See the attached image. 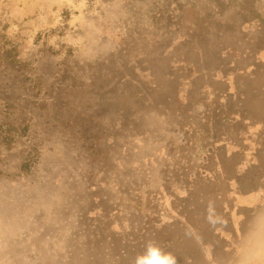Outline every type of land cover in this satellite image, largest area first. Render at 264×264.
Listing matches in <instances>:
<instances>
[{"label":"rangeland","instance_id":"374dc122","mask_svg":"<svg viewBox=\"0 0 264 264\" xmlns=\"http://www.w3.org/2000/svg\"><path fill=\"white\" fill-rule=\"evenodd\" d=\"M212 2L0 0V264H136L149 246L176 264H264V108L236 124L237 106L216 113L222 86L194 94L180 75L181 102H209L187 139L183 107L136 120L121 85Z\"/></svg>","mask_w":264,"mask_h":264},{"label":"crops","instance_id":"0c3cea01","mask_svg":"<svg viewBox=\"0 0 264 264\" xmlns=\"http://www.w3.org/2000/svg\"><path fill=\"white\" fill-rule=\"evenodd\" d=\"M215 1L217 3L212 2V6L206 4V13L200 15L201 19L197 21V25L189 26L187 29L189 37H186L188 41L186 39L178 41L171 50L158 58H153L151 68L150 61L145 60L147 64L143 72H140L139 67L133 66V73L131 75L127 73L123 78L122 86L128 85L130 81L129 85L137 89L136 101L143 110L137 109L131 114L136 120L143 121L144 118L148 120L150 115L153 121H158L160 118L154 109L166 106L165 108L168 109L164 110L162 115L169 117L168 121L175 122L174 117L180 116L176 113L180 111L177 107H183V122H186L184 135L187 139H191L192 136L197 137L200 133L198 137L202 138V130L195 123H205L208 119L209 102L191 98V96L181 102L178 91L184 85L190 87L189 91H193L194 94L206 93L207 86L217 83V86H222L221 90L233 96L232 99L226 100L228 104H224L226 103L224 100L214 101L218 103L217 107L221 108L216 112L217 115L228 119L223 111L224 107L237 106V113L232 108L229 116L234 123L242 122L249 125L259 122L254 113L249 111L252 108L260 112V109L264 108V101L256 103L249 97H251L250 91L264 93V0ZM232 8L235 10L229 12ZM238 14L239 22L234 24V29H231L230 23L233 19L230 17ZM196 34L201 35V43L196 42ZM181 46L183 48L186 46L188 53L179 56ZM156 59L160 61V65L162 63L166 65V69L159 68L160 71H157V67L153 64ZM195 72L197 77L193 78ZM180 75H182L183 85L179 82ZM141 85L145 87L141 88ZM234 91L248 93L245 94L246 99H236ZM243 93L240 94L243 96ZM148 112L153 113L148 114ZM108 116L106 114L99 118L106 119ZM162 120L165 119L162 118ZM187 139L183 150L190 151L192 145Z\"/></svg>","mask_w":264,"mask_h":264},{"label":"clouds","instance_id":"9594fccd","mask_svg":"<svg viewBox=\"0 0 264 264\" xmlns=\"http://www.w3.org/2000/svg\"><path fill=\"white\" fill-rule=\"evenodd\" d=\"M136 264H176V260L158 247L149 246L143 258L137 257Z\"/></svg>","mask_w":264,"mask_h":264}]
</instances>
